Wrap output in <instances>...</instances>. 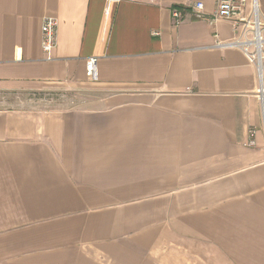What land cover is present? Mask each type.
Masks as SVG:
<instances>
[{"label": "crops", "instance_id": "obj_1", "mask_svg": "<svg viewBox=\"0 0 264 264\" xmlns=\"http://www.w3.org/2000/svg\"><path fill=\"white\" fill-rule=\"evenodd\" d=\"M216 1L0 0V264H264V101Z\"/></svg>", "mask_w": 264, "mask_h": 264}, {"label": "built area", "instance_id": "obj_2", "mask_svg": "<svg viewBox=\"0 0 264 264\" xmlns=\"http://www.w3.org/2000/svg\"><path fill=\"white\" fill-rule=\"evenodd\" d=\"M126 1V0H116ZM203 4L197 3L193 6V16L199 20H205ZM172 17L176 24L182 20V14L178 9L172 10ZM217 21L230 22L235 35L233 39L222 44L215 36V46L218 48H236L243 53L247 62L256 67L259 77V87L256 97L264 101V18L259 15L255 1L251 4L247 0H217L216 10L209 19L210 23ZM58 22L55 18H44L41 26V49L45 61L52 60V54L57 44ZM154 36L158 34L154 33ZM85 76L91 82L98 81L97 59L89 58L85 63ZM36 96L31 98L37 101ZM249 147H254V131H249Z\"/></svg>", "mask_w": 264, "mask_h": 264}, {"label": "rangeland", "instance_id": "obj_3", "mask_svg": "<svg viewBox=\"0 0 264 264\" xmlns=\"http://www.w3.org/2000/svg\"><path fill=\"white\" fill-rule=\"evenodd\" d=\"M250 2V1H249ZM67 95L65 93H46L44 94L43 96H39L37 98L38 99H42L43 102L41 104L40 101H37V102H32V104H38L40 106L42 105H60V104H63V102L65 101ZM30 98H33L32 96H30ZM35 107V106H33Z\"/></svg>", "mask_w": 264, "mask_h": 264}]
</instances>
